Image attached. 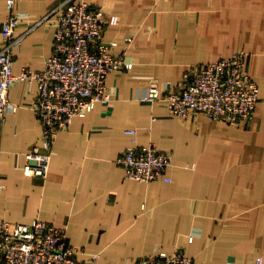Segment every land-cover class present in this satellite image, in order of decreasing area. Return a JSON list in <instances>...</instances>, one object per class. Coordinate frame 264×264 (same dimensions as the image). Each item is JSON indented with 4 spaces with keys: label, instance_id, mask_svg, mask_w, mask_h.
I'll list each match as a JSON object with an SVG mask.
<instances>
[{
    "label": "crops",
    "instance_id": "obj_1",
    "mask_svg": "<svg viewBox=\"0 0 264 264\" xmlns=\"http://www.w3.org/2000/svg\"><path fill=\"white\" fill-rule=\"evenodd\" d=\"M85 1L106 10L103 41L133 67L108 77L109 101L59 132L45 179L24 171L27 152L42 143L38 84L14 83L19 107L0 120V215L65 227L77 258L98 256L97 264H137L176 247L194 264H255L264 257V0ZM61 2L16 0L29 16L16 29V73L44 67ZM7 14L0 0V49ZM240 50L260 88L247 123L181 118L141 99L152 82L179 88L194 65ZM150 143L172 152L170 182L127 178L117 163L125 148Z\"/></svg>",
    "mask_w": 264,
    "mask_h": 264
},
{
    "label": "built area",
    "instance_id": "obj_2",
    "mask_svg": "<svg viewBox=\"0 0 264 264\" xmlns=\"http://www.w3.org/2000/svg\"><path fill=\"white\" fill-rule=\"evenodd\" d=\"M0 49V120L19 105L10 98L18 79L36 80L38 95L33 108L42 124V143L26 154L24 171L29 176L47 178L59 132L77 116H85L98 103L110 100L107 79L133 67V62L110 49L114 42L103 41L108 15L102 6L85 0H62L54 31V49L41 70L29 67L16 73L15 49L23 40L18 26L29 19L16 9V0H7ZM33 22L28 30L41 23ZM106 25V26H105ZM248 53L234 52L208 63L194 65L179 88L161 87L152 82L142 95L147 102H162L181 118L204 113L210 119L229 124L247 123L259 100V84L247 69ZM134 133V130H129ZM173 154L154 143L132 145L121 151L117 163L126 177L141 182L159 178L170 182ZM1 187V186H0ZM193 239V236H190ZM77 248L68 242L67 229L36 219L14 222L0 215V264H97L98 256L80 260ZM137 264H194L183 247L144 257ZM255 264H264L259 256Z\"/></svg>",
    "mask_w": 264,
    "mask_h": 264
},
{
    "label": "rangeland",
    "instance_id": "obj_3",
    "mask_svg": "<svg viewBox=\"0 0 264 264\" xmlns=\"http://www.w3.org/2000/svg\"><path fill=\"white\" fill-rule=\"evenodd\" d=\"M98 6V5H97ZM106 26V25H105ZM103 33H104V31H103ZM257 81V80H256Z\"/></svg>",
    "mask_w": 264,
    "mask_h": 264
}]
</instances>
